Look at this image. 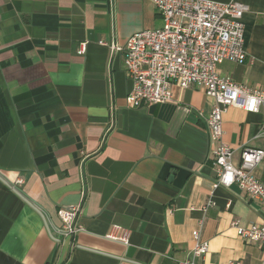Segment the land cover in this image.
<instances>
[{
	"label": "crops",
	"instance_id": "crops-1",
	"mask_svg": "<svg viewBox=\"0 0 264 264\" xmlns=\"http://www.w3.org/2000/svg\"><path fill=\"white\" fill-rule=\"evenodd\" d=\"M210 1L249 6L247 60L218 70L264 91V0ZM163 24L150 0H0V264H178L198 228L210 246L198 264H264V242L232 225L264 224L261 203L214 187V101L174 86L170 103L127 106L132 82L110 46ZM223 129L236 165L264 149L262 110L231 107ZM254 174L264 184V161ZM18 179L27 200L8 185ZM78 205L83 232L65 238L58 210ZM113 225L129 245L106 237Z\"/></svg>",
	"mask_w": 264,
	"mask_h": 264
},
{
	"label": "built area",
	"instance_id": "built-area-1",
	"mask_svg": "<svg viewBox=\"0 0 264 264\" xmlns=\"http://www.w3.org/2000/svg\"><path fill=\"white\" fill-rule=\"evenodd\" d=\"M150 1L163 18V26L136 32L123 46H110L114 52L123 53L132 82L127 106L134 109L170 103L174 98V86L182 89L196 86L203 90L214 101L206 118L218 171L214 187L230 188L238 184L248 199L258 200L264 209V184L254 174L264 161V149H243L240 163L236 165L235 151L223 140L224 116L229 108L237 107L252 113L264 111V91L261 88L237 84L223 78L218 70L224 62L244 64L247 60L243 20L249 6L238 1L229 4L210 0ZM86 51L87 43L81 44L79 54ZM114 126L112 122L108 131ZM22 183L23 180L18 179L8 184L15 193L24 197L19 189ZM81 213V205L58 210L63 237L74 238L83 232L82 225L78 223ZM232 225L247 243L264 242V224L242 226L239 221H234ZM130 236V230L113 225L106 237L129 245ZM192 237L195 245L191 258L178 264H198L196 260L208 254L210 246L202 239L200 228L193 231Z\"/></svg>",
	"mask_w": 264,
	"mask_h": 264
},
{
	"label": "water",
	"instance_id": "water-1",
	"mask_svg": "<svg viewBox=\"0 0 264 264\" xmlns=\"http://www.w3.org/2000/svg\"><path fill=\"white\" fill-rule=\"evenodd\" d=\"M3 180V178H1ZM9 185V184H8ZM24 199H26L25 197H23ZM27 200V199H26Z\"/></svg>",
	"mask_w": 264,
	"mask_h": 264
}]
</instances>
